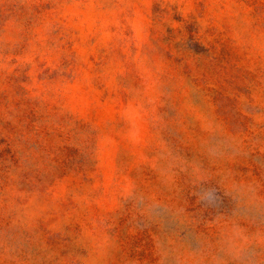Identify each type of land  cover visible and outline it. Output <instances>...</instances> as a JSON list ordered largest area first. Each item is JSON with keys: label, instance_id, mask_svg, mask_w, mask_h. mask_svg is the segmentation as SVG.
<instances>
[{"label": "rangeland", "instance_id": "1", "mask_svg": "<svg viewBox=\"0 0 264 264\" xmlns=\"http://www.w3.org/2000/svg\"><path fill=\"white\" fill-rule=\"evenodd\" d=\"M0 264H264V0H0Z\"/></svg>", "mask_w": 264, "mask_h": 264}]
</instances>
